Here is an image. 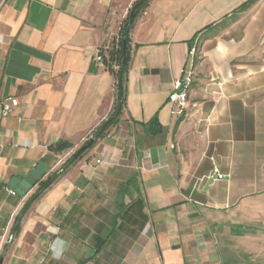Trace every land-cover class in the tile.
<instances>
[{
  "label": "crops",
  "instance_id": "1",
  "mask_svg": "<svg viewBox=\"0 0 264 264\" xmlns=\"http://www.w3.org/2000/svg\"><path fill=\"white\" fill-rule=\"evenodd\" d=\"M135 1L0 0V98L20 100L0 108L3 264H264V0H150L118 122L6 244L40 186L21 197L11 178L44 161L47 180L50 148L72 143L66 160L113 111L95 57ZM189 69L179 116L170 95Z\"/></svg>",
  "mask_w": 264,
  "mask_h": 264
},
{
  "label": "trees",
  "instance_id": "2",
  "mask_svg": "<svg viewBox=\"0 0 264 264\" xmlns=\"http://www.w3.org/2000/svg\"><path fill=\"white\" fill-rule=\"evenodd\" d=\"M149 1L150 0H137L134 3V5L129 11L128 17L126 19V23L120 28L119 39L114 38L111 41V44L110 46H108V48L102 49L103 64L114 77L115 104L111 114L105 120H103L97 126V128L93 130L91 135L83 142L82 146L89 144L90 139L95 135H97L98 138L102 137L112 125H115L118 122V119L123 112L127 97L128 73L133 56V47H132L130 32L135 20L140 15L141 11L145 9V7L148 5ZM121 70H122V75H121ZM97 139L89 144L87 150L92 148L96 144ZM72 147H73L72 143L68 141H60L55 146L51 147L50 150L53 153L57 154V153H62L63 151L70 149ZM84 153L75 160L73 159L75 153L72 154L66 160V162L61 166V168H63V171L61 173L55 172L50 177H48L47 180L40 181L39 188L36 190L34 194H32L28 198L21 213H23L24 215L31 206V204L34 201H36L38 198H40L41 195L47 189H49L51 185L59 178V176L69 166L76 163L84 155ZM18 217L15 221L13 235H15L20 229V222L17 224Z\"/></svg>",
  "mask_w": 264,
  "mask_h": 264
},
{
  "label": "built area",
  "instance_id": "3",
  "mask_svg": "<svg viewBox=\"0 0 264 264\" xmlns=\"http://www.w3.org/2000/svg\"><path fill=\"white\" fill-rule=\"evenodd\" d=\"M196 51L195 46L193 45L191 48V54H194ZM96 61L100 64H103V55H102V49L99 51L95 57ZM193 71L187 70L185 75L179 79L176 80L174 83L173 91L170 95V100L174 104L173 113L177 114L179 116L183 115L185 112V109L187 107L188 103V94L192 86L193 82ZM180 88L182 90L180 91ZM20 100L17 96L14 95H8L0 98V108H1V115L3 117L9 116L12 113L15 112V110L19 107ZM100 162V160H98ZM62 159H60L57 162L56 167H58L57 172L61 173L63 169L61 168ZM14 192L13 190H11ZM13 239V236H10V241Z\"/></svg>",
  "mask_w": 264,
  "mask_h": 264
},
{
  "label": "water",
  "instance_id": "4",
  "mask_svg": "<svg viewBox=\"0 0 264 264\" xmlns=\"http://www.w3.org/2000/svg\"><path fill=\"white\" fill-rule=\"evenodd\" d=\"M194 45V43H192ZM122 75V70H121ZM182 88H180V91ZM98 138L97 135L90 139V143L94 142ZM89 144L81 146L74 154L73 159L80 157L88 148ZM63 169V168H62ZM51 170V166L44 161H40L36 166L30 170L28 174L23 177L14 176L8 183V187L21 197L27 196V194L47 175ZM23 213H20L17 224L21 221ZM8 246L0 257V264H3Z\"/></svg>",
  "mask_w": 264,
  "mask_h": 264
},
{
  "label": "rangeland",
  "instance_id": "5",
  "mask_svg": "<svg viewBox=\"0 0 264 264\" xmlns=\"http://www.w3.org/2000/svg\"><path fill=\"white\" fill-rule=\"evenodd\" d=\"M137 1V0H136ZM135 1V2H136ZM134 2V3H135ZM134 3L131 5V7L127 10V12L125 13V15H124V18H123V20H122V22H121V24H120V28L126 23V19H127V17H128V14H129V11H130V9L132 8V6L134 5ZM120 28H119V32H120ZM119 32L117 33V34H115V35H113L108 41H107V43H106V46L104 47L105 49L106 48H108V46H110V44H111V41L114 39V38H117V39H119V37H120V35H119ZM82 146V145H81ZM79 149V148H78ZM77 149V150H78ZM69 149H67V150H65V151H63L62 153H57L56 154V158H57V162L60 160V159H62V163H61V166L66 162V160L68 159H66V160H64L62 157H63V154L65 153V152H67ZM76 150V151H77ZM75 151V152H76ZM74 152V153H75ZM57 169H58V167H56V169H55V171L53 172V173H55V172H57ZM36 192V191H35ZM34 192V193H35ZM13 236L14 237V235L13 234H10L9 236H8V238H7V243L6 244H8V243H11V241L13 240H11L10 241V236Z\"/></svg>",
  "mask_w": 264,
  "mask_h": 264
}]
</instances>
